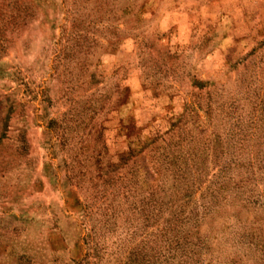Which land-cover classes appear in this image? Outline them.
Segmentation results:
<instances>
[{
	"label": "rangeland",
	"instance_id": "obj_1",
	"mask_svg": "<svg viewBox=\"0 0 264 264\" xmlns=\"http://www.w3.org/2000/svg\"><path fill=\"white\" fill-rule=\"evenodd\" d=\"M0 264H264V0H0Z\"/></svg>",
	"mask_w": 264,
	"mask_h": 264
},
{
	"label": "trees",
	"instance_id": "obj_2",
	"mask_svg": "<svg viewBox=\"0 0 264 264\" xmlns=\"http://www.w3.org/2000/svg\"><path fill=\"white\" fill-rule=\"evenodd\" d=\"M24 13H27V8L23 10ZM22 16H24V14H21Z\"/></svg>",
	"mask_w": 264,
	"mask_h": 264
}]
</instances>
